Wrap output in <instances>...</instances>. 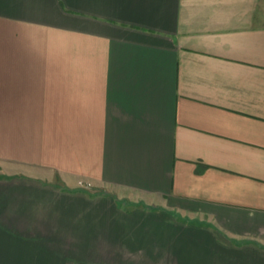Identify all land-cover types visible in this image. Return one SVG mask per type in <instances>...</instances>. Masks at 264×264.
I'll return each mask as SVG.
<instances>
[{"label":"crops","instance_id":"crops-1","mask_svg":"<svg viewBox=\"0 0 264 264\" xmlns=\"http://www.w3.org/2000/svg\"><path fill=\"white\" fill-rule=\"evenodd\" d=\"M0 264H264V0H0Z\"/></svg>","mask_w":264,"mask_h":264}]
</instances>
